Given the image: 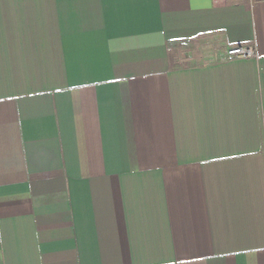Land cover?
I'll return each instance as SVG.
<instances>
[{
  "label": "crops",
  "instance_id": "crops-1",
  "mask_svg": "<svg viewBox=\"0 0 264 264\" xmlns=\"http://www.w3.org/2000/svg\"><path fill=\"white\" fill-rule=\"evenodd\" d=\"M0 264H264V0H0Z\"/></svg>",
  "mask_w": 264,
  "mask_h": 264
},
{
  "label": "built area",
  "instance_id": "built-area-1",
  "mask_svg": "<svg viewBox=\"0 0 264 264\" xmlns=\"http://www.w3.org/2000/svg\"><path fill=\"white\" fill-rule=\"evenodd\" d=\"M212 59L207 61L206 63H211L212 61H216V52L211 53ZM257 52L253 47H244V46H237L225 49L223 52V57L221 59H217L220 62H229V61H236V60H251L256 59Z\"/></svg>",
  "mask_w": 264,
  "mask_h": 264
}]
</instances>
